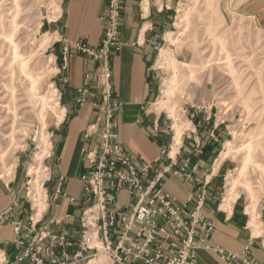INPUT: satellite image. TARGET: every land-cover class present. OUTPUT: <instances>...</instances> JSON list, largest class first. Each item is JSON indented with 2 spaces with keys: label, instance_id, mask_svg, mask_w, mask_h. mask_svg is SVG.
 Here are the masks:
<instances>
[{
  "label": "crops",
  "instance_id": "0c3cea01",
  "mask_svg": "<svg viewBox=\"0 0 264 264\" xmlns=\"http://www.w3.org/2000/svg\"><path fill=\"white\" fill-rule=\"evenodd\" d=\"M180 5L181 0H125L119 34L122 48L113 55L111 62L114 94L122 104L117 115L119 142L137 159L143 158L145 162L153 164L162 157L158 167H172L163 187L180 204L193 203L197 188L209 181V198L204 216L213 224L214 230L210 238L198 247L194 264H227L218 250L240 254L251 239L252 259L257 264H264V214H260L259 233L255 234L247 204L240 196L225 208L229 196L223 194L222 185L231 165L221 163L219 168H215L214 161L231 132L226 122L218 121L214 98L207 96L192 106L191 112L185 116L189 128L183 131L181 122L177 130L165 114L150 107L161 91L163 72L156 67L157 59L175 27ZM107 7L108 0H63L61 12L53 25V34L57 38L55 52L59 53L65 44L75 42H86L98 49L104 30L102 18L107 13ZM240 7L243 14L264 25V0H243ZM72 54L67 71L56 80L63 94L65 115L63 121L50 132L51 155L46 160V166L51 173V180L47 183L51 203L45 220L65 219L69 215L61 226L53 227V230H66L78 239L82 206L71 203L70 199L80 200L83 195L80 178L88 163L82 150L93 149L98 141L84 137L87 127L97 119V109L92 102L78 105L76 98L77 90L84 86L87 75H90L92 90H98V64L91 57L74 50ZM154 129L159 131L155 135L152 133ZM176 132L180 135V151L175 161L170 162L165 154H161L168 151ZM178 171L183 173L176 175ZM187 175L192 179H187ZM24 181L25 172L20 173L19 168L12 192L0 180V213L14 199L23 201ZM58 187L62 192L57 200H53ZM117 204L122 212H130L134 202L127 189L118 195ZM21 218L22 215L15 212L14 219ZM15 238L13 226H0V252L10 259L18 252L6 243Z\"/></svg>",
  "mask_w": 264,
  "mask_h": 264
},
{
  "label": "rangeland",
  "instance_id": "374dc122",
  "mask_svg": "<svg viewBox=\"0 0 264 264\" xmlns=\"http://www.w3.org/2000/svg\"><path fill=\"white\" fill-rule=\"evenodd\" d=\"M62 2L0 0V175L13 178L17 168L29 170L31 188L46 180L40 164L50 132L65 115L63 102L57 105L52 94L60 75L53 25ZM242 4L181 0L175 27L157 59L163 75L156 107L174 127L182 120L183 131L189 128L185 116L192 106L214 98L217 119L231 132L216 157L217 164L235 170L225 195L231 202L240 196L247 204L257 234L264 214V25L243 14ZM9 34L18 58L5 39ZM98 263L110 264L103 255L93 264Z\"/></svg>",
  "mask_w": 264,
  "mask_h": 264
},
{
  "label": "built area",
  "instance_id": "2783aa9c",
  "mask_svg": "<svg viewBox=\"0 0 264 264\" xmlns=\"http://www.w3.org/2000/svg\"><path fill=\"white\" fill-rule=\"evenodd\" d=\"M124 3L125 0H108L98 49L86 42L65 44L60 52V63L55 67L59 76L67 71L73 50L91 57L98 64V90H92L91 78L87 75L84 86L77 90L76 98L78 105L92 102L97 109V119L87 127L84 137L98 141L93 149L82 150L88 163L80 178L83 195L80 200L70 199L71 203L82 206L78 220L80 235L75 239L66 230H53V227L61 226L69 215L65 219L45 220L51 203L47 189L51 173L46 166V160L51 155L50 142L47 155L40 164L46 180L42 185L39 183L36 188H31L32 176L27 170L23 201L14 199L0 213V226H13L16 235L6 245L18 252L13 259L0 252V264H93L100 255L106 257L110 264H194L198 247L210 238L214 230L213 224L204 216L209 181L197 188L193 203L180 204L163 187L172 167L160 169L158 165L162 157L153 164L143 158L137 159L119 142L117 115L122 104L114 94L111 62L113 55L122 48L119 34ZM52 89V94L59 101L56 104H61L63 94L60 88L53 85ZM156 105L157 101L150 107L157 111ZM165 116L170 119L167 113ZM158 132L154 129L152 133L155 135ZM179 151L180 135L176 132L168 151H163L161 155L165 154L170 162H174ZM219 158L214 161L215 168L221 165V162L217 164ZM187 167L188 164L185 165ZM234 171L230 168L225 174L223 194L230 188ZM181 172H176V175ZM15 175L12 179H4L0 175L9 192L13 191ZM186 177L192 179L190 175ZM124 189L128 190L134 202L129 213L122 212L117 204L118 195ZM61 192V187H58L53 200H57ZM17 211L19 216L22 215L21 219H14ZM252 246L251 239L240 254L224 250H218V253L227 264H257L250 255Z\"/></svg>",
  "mask_w": 264,
  "mask_h": 264
},
{
  "label": "bare ground",
  "instance_id": "6f19581e",
  "mask_svg": "<svg viewBox=\"0 0 264 264\" xmlns=\"http://www.w3.org/2000/svg\"><path fill=\"white\" fill-rule=\"evenodd\" d=\"M6 41L7 42H9L10 43V45L12 46V48H13V54H14V58H18L20 55H19V53L17 52V45L15 44V42H14V40H13V36H11L10 34L9 35H7L6 36ZM165 54V53H164ZM25 67V65L23 66V68ZM162 68H164L163 66H162ZM36 83V82H35ZM34 83V84H35ZM36 86V85H35ZM166 86V85H165ZM166 89L167 88H164L163 89V91L164 92H166ZM175 128L177 129V130H179V125L178 124H175ZM2 175V174H1ZM230 200L228 199V201H227V203L225 204V208H227L228 206H229V204H230ZM251 225H253V226H255V224L253 223V222H251Z\"/></svg>",
  "mask_w": 264,
  "mask_h": 264
}]
</instances>
